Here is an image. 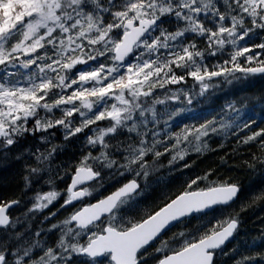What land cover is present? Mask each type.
<instances>
[{
    "label": "snow or ice",
    "instance_id": "obj_1",
    "mask_svg": "<svg viewBox=\"0 0 264 264\" xmlns=\"http://www.w3.org/2000/svg\"><path fill=\"white\" fill-rule=\"evenodd\" d=\"M257 76L264 0H0V166L20 162L25 190L49 186L29 213L61 196L45 220L75 209L31 232L9 213L20 201L0 200V264H264V227L226 247L239 235L240 213L264 206V122L246 116L250 106L264 108V95L233 97L176 123L221 85ZM53 129L65 142L83 134L77 160L54 165L66 144L52 143ZM28 137L39 143L22 148ZM214 137L234 140L237 155L247 148L240 168L258 183L208 169L145 209L161 170L191 168L186 158L216 151Z\"/></svg>",
    "mask_w": 264,
    "mask_h": 264
},
{
    "label": "trees",
    "instance_id": "obj_2",
    "mask_svg": "<svg viewBox=\"0 0 264 264\" xmlns=\"http://www.w3.org/2000/svg\"><path fill=\"white\" fill-rule=\"evenodd\" d=\"M259 42V40L256 41V43ZM245 95L257 97L264 95V77L257 76L247 81L235 83L231 86L221 85V87L216 90L214 95L209 96L206 102L194 105L196 110L193 113H189L188 115L181 117L176 123L178 125L181 122L192 121L194 118L199 120L203 117L209 116L218 110L220 106L229 99ZM253 112L255 113V118L258 122H264V108H262L259 103L255 105L254 110L251 106L246 109V116L252 115ZM106 123L107 122H102L101 124L104 125ZM51 131L56 132L52 143L66 144L63 152H59L55 157V164H60L63 161L68 162L69 160H77L80 146L83 143V134H78L77 137H73L68 142H65L59 130L53 129ZM35 141L32 137H28L25 141H22L21 147L23 148L30 144H34ZM221 143L224 144V147H220ZM210 144L212 148L216 149V151H209L204 155L192 154L187 157L186 159L192 164V167L185 169L182 173L176 172L172 176H168L167 170L162 169L159 175L163 176L164 180L162 185L159 184L158 186L169 189V191L172 192L171 195H174L181 189L185 179L196 175H202L208 169H216V174L220 180L239 178L240 182L246 187L249 184L258 183V177H254L251 173H247L245 170L240 168L242 160L246 159L248 156V150L246 147H241L240 154L237 155L233 153L232 150L234 140H229L226 137H214L210 141ZM251 151H256V149L252 148ZM221 157H224L227 160L226 164L221 162ZM181 163H183V161H181ZM20 167H22L20 162L15 163L13 161L0 166V200L10 201L17 199L21 201L19 193H16L17 190H20L18 188L21 187V180L19 179L20 176H18ZM16 172L17 174L15 175ZM68 180L70 179L68 178ZM109 190L111 191L114 189L110 188ZM101 191L103 192V190ZM156 192L157 190L153 192V194L150 195L146 201V206L150 207L146 208L147 210H150L154 203H162L161 200L155 197ZM242 199L240 202H242ZM240 202L234 204L237 205L239 209ZM240 215L243 220L241 230L239 235L236 237V240H233L231 243L226 245L227 248L232 247L238 240H241V238L248 239L255 236L258 233L259 228L264 227V221L261 220V217H264V206L248 208L246 211L241 212Z\"/></svg>",
    "mask_w": 264,
    "mask_h": 264
},
{
    "label": "rangeland",
    "instance_id": "obj_3",
    "mask_svg": "<svg viewBox=\"0 0 264 264\" xmlns=\"http://www.w3.org/2000/svg\"><path fill=\"white\" fill-rule=\"evenodd\" d=\"M255 50L256 49H254V51ZM57 115H59V113H57ZM99 123H102V122H99ZM52 141H53V139H52ZM38 143H39V141L36 140L34 144H38ZM32 145L33 144H30V145H28L26 147H29V146H32ZM13 162H15V161H13ZM63 162H67V161H63ZM15 163H17V162H15ZM54 165H55V162H54ZM18 172H19L18 176H20L19 179L21 180V182H20L21 183V187L18 188L20 190H17L16 193H19V195L21 197V201H20L19 205L14 210H12V212H11L13 217L19 216L21 218V220H22V224L18 225V228L23 229L25 227H28L31 232L39 231L40 229H47L53 223H57V222L63 220L66 216H68L72 211L75 210L74 208L69 207L67 209V211L61 210V211L57 212V215L52 217L50 220H45L44 219L45 216H49L52 212L56 211L59 208L60 204L63 203V196H61L57 201H54L53 204L50 205L47 209H45L43 212L29 213L28 210H29V208L32 207V205L34 203V200L32 199V197H34L36 195L37 190H39L40 193H46L50 189H49L48 185H43L41 183H34L31 188L25 190L24 181L22 179V175H23L22 167H20V171H18ZM16 174H17V172L15 173V175ZM126 180H127V178H120V182L121 183L126 182ZM69 183H70V180H68V177H65V179L63 181L57 180L56 184H55V189L58 192H64V190L67 188ZM91 183H94V182H91ZM113 183H115V182H113ZM161 185H162V183H161ZM117 186H119V184H117ZM156 188H157L156 198H159L164 193H166L168 195L172 194V192L169 191V189L164 188L162 186H156ZM95 199H96V194L95 193L93 194L92 197H85L84 198L86 203L87 202H93V201H95ZM76 207H80L78 202L76 203ZM143 207L144 208L145 207L148 208L149 206H146V203H145L143 205ZM233 208L236 211H239V208H238L237 205H233ZM26 213H27V217H25ZM214 214L215 215H219L220 214V210H217V212L214 213ZM34 217H36V219ZM194 223H195V221H191V222H189L186 225H178L176 228L173 229V231H179V230H181L184 227H191L192 224H194ZM31 225H32V227H31ZM45 235L46 234L44 232H42L41 233V238H43ZM169 235H171V233H169ZM47 238H48L49 243H51L52 241L55 240L56 234L55 233H48L47 234Z\"/></svg>",
    "mask_w": 264,
    "mask_h": 264
},
{
    "label": "water",
    "instance_id": "obj_4",
    "mask_svg": "<svg viewBox=\"0 0 264 264\" xmlns=\"http://www.w3.org/2000/svg\"><path fill=\"white\" fill-rule=\"evenodd\" d=\"M92 203H95V201L94 202H92ZM17 205H14L11 209H9V213H10V215H11V210L14 208V207H16ZM12 216V215H11Z\"/></svg>",
    "mask_w": 264,
    "mask_h": 264
},
{
    "label": "bare ground",
    "instance_id": "obj_5",
    "mask_svg": "<svg viewBox=\"0 0 264 264\" xmlns=\"http://www.w3.org/2000/svg\"><path fill=\"white\" fill-rule=\"evenodd\" d=\"M156 197V196H155ZM146 208V207H145ZM248 216V215H247ZM35 219H36V217H34ZM33 221V220H32ZM34 224V223H33ZM31 227H32V225H31ZM39 228V227H38ZM35 230V229H34ZM38 230V229H37ZM166 238H168V237H166Z\"/></svg>",
    "mask_w": 264,
    "mask_h": 264
},
{
    "label": "flooded vegetation",
    "instance_id": "obj_6",
    "mask_svg": "<svg viewBox=\"0 0 264 264\" xmlns=\"http://www.w3.org/2000/svg\"><path fill=\"white\" fill-rule=\"evenodd\" d=\"M75 203H77V202H75Z\"/></svg>",
    "mask_w": 264,
    "mask_h": 264
}]
</instances>
